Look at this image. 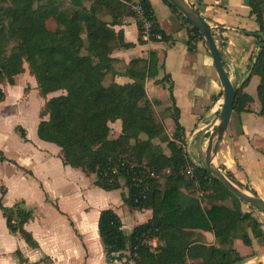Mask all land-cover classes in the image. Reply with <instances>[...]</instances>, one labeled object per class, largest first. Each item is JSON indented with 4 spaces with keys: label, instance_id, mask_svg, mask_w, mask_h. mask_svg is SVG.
Masks as SVG:
<instances>
[{
    "label": "trees",
    "instance_id": "trees-1",
    "mask_svg": "<svg viewBox=\"0 0 264 264\" xmlns=\"http://www.w3.org/2000/svg\"><path fill=\"white\" fill-rule=\"evenodd\" d=\"M164 1L190 26L189 42L196 35L203 40L200 30L171 2ZM247 2L264 32V0ZM134 4L141 5L145 16L153 21L150 39H157L155 33H160V39H164L151 0H0V78H8L14 85L15 77L24 71L27 62L42 96L65 90L66 93L50 98L40 111L39 137L60 147L65 165L80 168L86 174H96V184L106 190L121 187L118 178L111 182L107 175L113 174L118 163V174L129 187L127 203L136 209L153 210L152 218L136 226L130 234L123 230L122 220L113 209L101 211L99 234L107 260L125 257L127 263L135 264H186L183 248L201 237L195 229H203L212 231L221 246H213L205 252L202 264H232L234 261L229 262V255L234 256L235 261L238 258L234 240L242 239L250 245V233L264 237V223L251 210H237L244 202L201 164L189 160L185 128L180 123L172 86L169 90L174 101L175 129L174 139L167 142L166 151L153 143L157 137L165 135L166 127L155 116L151 101L136 100L130 83H104L109 74H116L113 50L132 45L124 41L123 31H116L114 26L121 22L120 18L137 16ZM195 10L200 13L198 8ZM51 19L59 28L54 33L48 25ZM138 26L139 40L143 41L140 20ZM13 42L15 46L8 54ZM259 43L261 48L251 74L260 78L257 96L261 105L259 114L264 117V37ZM156 61L155 52L148 58L132 59L126 73L136 79L153 76ZM5 98L6 93L0 87V102ZM252 101L250 95L238 92L235 111L247 110V104ZM117 120L122 123V132L111 138V123ZM19 131L27 139L26 130L22 127ZM96 151L101 153L98 159L93 157ZM124 153L138 164H146L155 174L148 179V199L140 203L134 201L132 176L127 167L121 166V159L117 161L115 157ZM0 154L7 159L1 150ZM189 164L194 166L201 188L206 192L209 203L206 206L182 190L193 183L182 173ZM228 173L234 177L232 171ZM6 191L2 186L0 209L9 230L19 233L30 246L38 247V242L25 228L34 217L33 210L24 207L23 202L5 206ZM226 197L232 199V206L221 203ZM146 236L159 239L161 244L157 250L144 243Z\"/></svg>",
    "mask_w": 264,
    "mask_h": 264
},
{
    "label": "crops",
    "instance_id": "crops-1",
    "mask_svg": "<svg viewBox=\"0 0 264 264\" xmlns=\"http://www.w3.org/2000/svg\"><path fill=\"white\" fill-rule=\"evenodd\" d=\"M187 1L200 10L219 36L216 40L226 71L238 92L253 98L247 104V110L239 113L234 110L217 161L223 170L232 171L245 188L264 200V117L259 114L261 105L257 96L260 78L251 74L259 39L264 37V32L260 30L247 0ZM151 4L165 38H143L140 41L138 17L120 18L121 22L114 28L122 30L124 41L132 45L113 50L112 57L118 71L114 80L119 84L130 83L136 100L148 99L153 104L155 116L166 127L165 135L154 141L174 139V101L169 90L172 86L180 123L185 128L188 158L200 165L198 139L205 128L202 144L207 149L210 134L218 123L223 89L204 40L196 35L189 42L190 26L164 0H151ZM152 52L157 58L153 76L136 79L126 73L132 59L148 58ZM8 98L6 92V99L0 104L9 102ZM39 115L32 123L19 121L26 130L27 139L14 135L18 140V152H12L7 145L0 147L7 158L3 159L0 154V196L4 186L7 189L3 198L5 206L23 202L24 207L33 210L34 217L25 228L39 246L34 248L19 233H12L0 209V264H125L122 262L126 261L125 257L114 261L106 258L99 234L101 211L113 209L122 220L123 230L130 234L136 226L152 218L153 210L131 207L126 201L128 186L106 190L96 184V174H86L80 168L65 165L60 147L39 137ZM111 128L114 129L111 133H115L112 138L118 137L122 132L121 121L111 123ZM6 165L12 166L10 174L4 172ZM17 181L29 185L33 182L38 188L39 201H34L27 190L16 193ZM182 190L198 198L203 206L209 204L206 192L203 190L201 196L193 183L190 188L183 187ZM231 200L226 197L221 203L232 206ZM242 204L237 210L247 211ZM45 208L53 215L52 220L41 217ZM195 232L201 237L183 248L186 264H202L205 252L213 246H221L212 231L195 229ZM250 235V245L242 239L234 240L233 248L238 258L235 261V257L229 255L230 263L264 264V239ZM152 241L151 248L157 250L161 244L159 239L153 237ZM129 264L135 263L130 261Z\"/></svg>",
    "mask_w": 264,
    "mask_h": 264
},
{
    "label": "rangeland",
    "instance_id": "rangeland-1",
    "mask_svg": "<svg viewBox=\"0 0 264 264\" xmlns=\"http://www.w3.org/2000/svg\"><path fill=\"white\" fill-rule=\"evenodd\" d=\"M87 3L89 4V2H87ZM133 10L135 11L134 8H133ZM48 25L52 29L53 33L55 31H58V29H59L57 24H56V21L53 19L48 21ZM213 33H214L216 39L219 38V36H217V34H215V32H213ZM14 46H15V42H13L8 47V54L11 53V50ZM260 48H261V43H259V45H258V51L256 54V58L259 54ZM254 62L252 63V66H253ZM24 65H25V69L22 73H20L19 75H17L15 77V84L14 85H11L9 83L8 78H6V77L0 78V87L5 91V93L8 92V94H9V98H8L9 102H6V104H0V125H1L0 127L2 128V130L0 129V147L7 145V147L12 152H18L19 151V146L17 143L18 140H16L14 138L15 137L14 135H16L18 138L20 136H22L21 132L19 131V129L22 128V126L19 124V121L24 120V121H28L29 123L35 122V120H37L38 115H39L38 109H40V111H41L45 106L44 103H46L52 97L59 96V95L66 93L65 90H58V91H55V92L48 94L47 96H42L39 92L38 81L36 80V77L33 74L29 64L27 62H25ZM115 70H116V67H115ZM116 72H118V71L116 70ZM86 76H88V75H86ZM114 76L115 75H113V74H109L105 78L104 83L106 85L114 83L115 82ZM12 106H14V107H12ZM39 118H41L40 115H39ZM45 118H47V116H45ZM29 126H32V125H29ZM112 130H114V129L112 128ZM15 132H17V133H15ZM114 135H115V133H111L110 134L111 138ZM142 141H144V139ZM167 142L168 141L164 140V141H154L153 143L155 145L162 146L167 151L168 150L167 149ZM186 146H187V144H185V147ZM185 149H187V147ZM100 155H101V153L96 151V153L93 154V157L95 159H98V157H100ZM115 157H116L117 161H119L120 159H123V160L126 159V161H128V164H138L136 161L133 160V158H131V156L129 154L124 153V154H121L120 156L118 155V157L117 156H115ZM11 167L12 166L6 165L4 167V170H5L4 172L6 174H10L12 171ZM115 169L119 170V164L118 163H116ZM107 175H109L111 177V182H115V180H113V179L118 178L117 181L119 180L121 187L123 186L126 188V186H128L125 179L122 177L119 178V176H121V175L117 176L116 172H113V174L107 173ZM16 183L17 184L15 185V188H14L16 193H19L22 190H27V191H29L28 194H30L31 197L35 199L34 201H36V202L39 201L40 195L38 192V188H37V186L34 185L33 182L31 185L24 183V182H18V181ZM247 190L249 192H251L249 189H247ZM242 206H244L248 210H251L252 213L262 223H264V215L257 208L249 206L248 204H242ZM41 217H46V218H49L51 220L54 218L53 215L50 214V211L47 208L42 210ZM263 228H264V226H263ZM262 238L264 239V237H262ZM149 246H152V245H149ZM120 260H123V258H121ZM122 262L125 264H129L126 261H122Z\"/></svg>",
    "mask_w": 264,
    "mask_h": 264
},
{
    "label": "water",
    "instance_id": "water-1",
    "mask_svg": "<svg viewBox=\"0 0 264 264\" xmlns=\"http://www.w3.org/2000/svg\"><path fill=\"white\" fill-rule=\"evenodd\" d=\"M168 1L183 14L193 26L200 30L202 38L212 56L213 64L223 89V104L218 115V123L210 134L206 151L204 150L202 144L203 136L206 130L205 128L202 130L198 139L200 164L210 171L211 174L224 184L237 198L241 199L249 206L257 208L264 215V200L258 195L249 192L247 188H245L235 177L230 176L227 171L223 170L220 163L217 161L221 144L228 131L230 121L235 110L234 106L238 88L233 84L229 73L226 71L222 52L217 44L213 28L211 24L200 13H198L187 0Z\"/></svg>",
    "mask_w": 264,
    "mask_h": 264
},
{
    "label": "built area",
    "instance_id": "built-area-1",
    "mask_svg": "<svg viewBox=\"0 0 264 264\" xmlns=\"http://www.w3.org/2000/svg\"><path fill=\"white\" fill-rule=\"evenodd\" d=\"M133 8L136 11L138 19L141 21L143 38L150 39L152 35L151 30H152L153 21L148 19L145 16L144 10L141 5L135 4ZM154 35L157 39H160L162 36L160 33H155ZM121 161H122L121 166L127 167L128 173H130V175L132 176V183H133V189H134V192H133L134 201L136 203H140L142 201L147 200L149 196V191H150L148 179L150 177L155 176L154 172L151 171V169L146 164H128V161H126V159L124 160L121 159ZM113 172H116V174L119 175L117 169L114 168ZM182 173L190 177L193 180V184L196 190L200 192L201 196L204 195V192L200 185L199 177L195 173L194 166L192 164L187 165L186 169H184ZM120 177L121 176H119V178ZM152 238L153 237L151 236L150 237L146 236V238L144 239V243H146L147 245H152V242H153Z\"/></svg>",
    "mask_w": 264,
    "mask_h": 264
},
{
    "label": "bare ground",
    "instance_id": "bare-ground-1",
    "mask_svg": "<svg viewBox=\"0 0 264 264\" xmlns=\"http://www.w3.org/2000/svg\"><path fill=\"white\" fill-rule=\"evenodd\" d=\"M238 93V92H237ZM203 147H204V150L206 151V147L203 145Z\"/></svg>",
    "mask_w": 264,
    "mask_h": 264
}]
</instances>
